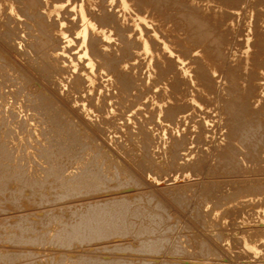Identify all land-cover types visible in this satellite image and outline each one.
<instances>
[{
    "label": "rangeland",
    "instance_id": "rangeland-1",
    "mask_svg": "<svg viewBox=\"0 0 264 264\" xmlns=\"http://www.w3.org/2000/svg\"><path fill=\"white\" fill-rule=\"evenodd\" d=\"M9 1L13 2L14 5H17L18 1H20L18 6L22 2H23L22 4L25 6L24 7L22 5H20V7L15 6L14 7L15 9L13 10L14 12H11L8 9V5L10 6ZM27 1H28V3L24 2L23 0L22 1L21 0H7V1L6 0H0V62H1L0 66H1V64H3L2 67H0V72L2 71L1 68L6 69L7 67H10L13 69V70L11 69V72H9L10 68H8L9 70L6 69V72H8V73H6L5 70L3 69L4 71H2L0 73V83H1L0 89L2 88L0 91L3 92V93H1V92L0 93L3 96H5V97H2L0 95V97L2 98V99L0 98V117L2 118V119L0 118V128L4 129V126H5L4 124H6V123H7L6 126L8 128H10L12 126L13 121H15V120L17 122H23L24 121L23 123H21L23 125L22 129H21L22 131L19 130V132L17 134L18 137L15 138V141H13V142H15V144H16L19 140V137L23 136L26 138V136H28L29 139H27V140L31 143H29L25 139L24 142L27 141V144H28L27 146L31 147V148L36 146L38 148L39 146L34 141L35 140L38 141V139H40L39 140V142H40L41 138L43 137L41 135V133L45 127L44 118L46 116L41 114L42 111L39 108H37L34 104L31 103V102H33L31 97L35 96V97H33V99L34 98L36 99V96H37L36 94H38L39 91H41L40 94L48 97V99L54 103V106H56L60 110H63L62 111L63 113L61 112L62 118L67 119V120L69 119L71 122L69 120L68 121L71 124H72V122H74L73 124H75V122L77 121L76 122V124L78 125L77 128L79 127L80 130L82 129V131H85L86 135H88L90 137V139L92 140L93 147L91 146L90 149L92 148L91 150L93 152H91V154L95 153L94 150L96 151V148L98 149L97 153L101 154L102 152L99 150H102L104 154H102L100 157H97V160H101L103 162V165L105 163H107V165L111 164L113 166V169L119 168L120 170H122L123 177L126 181L130 180V181L134 182V184H135L134 187H133V185L128 186L130 190H128L127 187H126V189H124V190H127L126 193H128V192L133 193L134 191H137V190L132 191L131 188L134 189L135 187H138V191H140L141 193L143 192V194H145V195L147 194V199L148 198L150 199L152 206L161 207L158 209L161 210V215L163 214V217L166 216V218L164 217V219H167V217L169 218V219H167L168 220L167 222L171 223V225L168 224V229H167V227H165V229H167V230L164 232V234L166 233L167 237H170V239L167 238V242H168V244H171L169 242L177 241L180 244V247L183 248V255H180V254L177 256L174 254L168 255V253H166L167 251H165L167 249H163L164 252H162V253L163 254L165 253V254L163 255L161 253L160 254L161 256L158 255V257L159 256L160 257L155 259V260L150 259L151 264L153 262H159L160 258L163 261L169 260V262H175L176 261V262H183L185 264H198V263L200 264V262H203V263L205 262L207 264L208 263L209 264H212V263L213 264L214 263H216V264H264V245H262V243L264 244V205H263L264 202L263 201H262L263 203L260 202L264 198V194L259 195V196L253 195L254 196L253 197L250 194L251 192L248 193V191H247L248 196H246L245 195V194H247L246 191H241V193L243 192L242 193L243 196L242 195H240V197L235 196V191H237L241 188L243 190V188L248 186V185L261 184L262 182L264 184V131H263L264 130V126H263V124H264V83H263L264 77L263 76L264 75L259 74V76H258L257 73H254V72L258 71V68H260L261 70H264V68H263V65H264V60H263L264 56L263 55L264 54L261 53L262 49L264 50V46H262V45H264L263 44L264 43V40H263L264 36H263V39H262V37H260V35L261 36L264 35V15H262V13L264 14V0H223V1L222 0H216V1L215 0H213V1L212 0H199L200 1L199 3H197L198 0H197V2H195V0H194V4L190 5V7L192 6L196 10H198L199 8H196V7H198V5L200 4L199 5V6H201L200 7L201 11L199 9V12L201 13L200 15H202L204 13L202 15V17H204L207 20L211 19L215 28L218 26L221 28L220 29L218 27V30H221V32H222V30H226V31H223L222 34L224 35V38L226 37L225 39L227 42L224 43V45H222L223 48L221 47L222 53L225 50L224 51L225 54L223 53L222 54L223 56H221V58H219L220 65H219V67H217V70L213 71L214 73H211L212 71L210 72L212 74V75L210 74L212 79L214 77V80H212L213 85L211 84L212 86L210 88L203 87V82L200 81L201 79L197 78L198 77L197 72L195 74L196 69L192 70V69H194V67L196 68V66H198V65L202 66V61L200 62L201 63L200 64L199 63V56L196 54V51L197 52H198V50L200 51L201 50L200 48H204L205 46H203L204 44H201V42L200 43L197 42L198 44L195 43L196 42L195 37H192L193 35L191 34V32L189 33L188 32L189 30H187L185 28L186 26L183 25L185 27L182 28L181 22L184 21L183 17L182 16L180 18L177 17V16H180V11L186 12L185 8H188V6H189V3H186L188 1L184 0V3H186V4H184L186 6L185 7L183 5V0H171V1H173V3H168L169 5H167V4L165 5V3L168 0H159V1L158 0H153V1L151 0L150 3H149V0L145 1L144 3L139 2V0H130L131 1L130 11L132 13L135 11H139L140 9L142 11H144L143 8L146 6V7H148V8L145 7L147 10L145 8L144 9H145V11H147V14H149L152 11L151 15L150 14L149 15L152 16V14H153V16L155 17L156 15L154 13L156 11H154V10L159 8V6L160 7L162 6L161 8H159V10L157 9V13H156L157 16L155 18L152 16L154 18L153 23H155L157 20L159 22L163 23L166 21V19L168 20L170 18L169 19V21L171 20L170 23H168L169 21L168 22L166 21L169 25H164L165 23L160 24L157 21L156 25L158 23L160 25L156 26L155 24L154 25L152 24L153 27L150 25V28L156 30V29H160L161 26H164V29H165V27L167 26L166 29L168 28V30L170 31V32H168V30H167V32H164L167 37L162 35L163 32H160V37L162 39L164 38L163 40H165L166 42H168V43L170 42V45L174 42L179 43V45L177 43L172 44L173 46L171 45L173 47L172 49L174 51L173 55L175 54L174 55L175 57H173V55H172V57L174 59H176V56L179 54L178 52H180V51H178L180 49V46H182L181 49L184 46L186 48L189 47V49L191 48V50H190L191 54H189L190 51L188 49H186L185 51L181 50V52H180L181 57H183V59H187L188 61H192L191 63H188L185 60H182L179 62L180 64H178V63H177V65L175 64L174 67L170 68L167 71V72L170 71L171 75H169L170 73H168L165 76H160V77H162L163 80L165 78L164 84H163V80H161L159 75H157L158 73H156V74L154 73V72H157L156 70H158L156 68V65H154V63L156 64V62H157L161 66L165 67V65H167L166 62H168V61H166V60H168V55L167 56L162 55L163 53L161 52L160 48H158L159 46H156V48H155V45H154L153 46L154 47L153 53L156 54V51H157L158 52L157 54H159L161 52L160 55L152 54L154 56H152V58H150L151 61L148 57L147 58L145 56H144L145 58L142 57L143 56L142 54H141L142 55L141 56L140 53L139 54L137 53V51L140 52L139 48H138L139 45L134 44L135 42H134V40H132V38L135 39V37L133 36L134 30H128V32H127L128 34H133L129 37L131 40L128 38V41L130 40L131 43H132V41L134 42L131 45L129 44V47L130 48L132 47V49H130V50H133V48H134V50L131 52L133 55L132 57L130 56L131 58L129 56H128L129 58L126 56L127 59L125 60V57L124 56L122 57L123 62L127 61V62H124L126 64V66L125 67L123 66L125 64H123L122 66L125 68L123 70H125L126 73L128 70L133 71V74H131L132 71H129V74L131 76L134 75V76H132V78L135 81L134 83H136V84H134L136 86V88H133L134 90L132 89L133 91L132 90L130 91V94H132V95L129 94V91H126L121 87L120 88L124 92L123 91L121 92V90L120 91L117 90V93H115V91H116L115 89H120V88H117L118 85L115 84V81L113 79L108 82L107 77L110 79L111 76L109 74L105 73L104 71H101V70L99 71V69L95 70V72L97 71L96 73L98 76L96 75L97 77L94 79L92 84H88V82H86V84L84 83L85 79L83 80V78H85V76H82L84 74V72L81 70V67L85 63V62H83V59L85 57L82 56V54H80V57H78L77 53L81 49V47H80L78 42H77L78 43V45H77V43H76L77 40H75V39H77L76 37H75V39H73L74 41L71 40L72 43L66 42V41H64L65 40L64 38L61 39L58 37H55L53 39L52 42L53 43L55 42L54 45L52 42H50V44L53 45L54 48L56 46L58 47V49H57V47L55 48V49H57V51L62 49L63 48L62 46L64 44L66 45V46H64L65 47L64 50L66 48H68V49H66V51H68V53H66V51H64V52L59 51L60 53H64L63 55L66 54L65 58L68 57L67 60L65 58H60V57L55 58L57 60L60 58V61L58 60L59 61L58 65L59 64L62 65V66H60V65L59 66L63 68V69H61V71H58L56 69L57 71H55V75H58L61 78L62 77H64V78L61 79L60 77L54 75L55 76L54 78H56V80H54V81H56L57 84L61 83L63 86L57 85L56 83H54V81H50L43 74V72L41 74V71L39 72L38 69L36 70L35 65L39 61L38 57H40V59L43 57L42 53H40V52L41 51L44 52V50L46 51V47H43V49L41 50V47L36 46L37 44L36 45L33 44V43H35V41L31 43V41L37 40L39 38V36H38L39 33H37V31L35 33H37L38 35L34 34V27L35 26L31 25V22L34 19L31 17V16H33V11L35 12L36 16L38 15V18L39 17L40 18L44 17V18H41V19L39 18L38 20H36L37 17L34 16L35 21L33 20L32 24L34 22L41 21L40 24L43 23L45 26L48 24L51 25L50 26L51 29H53L55 27L53 24L56 23V20H57V23L59 22V25H57V23L55 24L56 26L59 27L62 25L63 27H65V25H66L67 27H69L70 26V25H68L69 22H66L64 24L62 21H63L64 17H66V19H69V18L72 19L71 16L73 14H71L72 11H70V10H69L70 11V13H69L68 8L64 6L65 8L61 10V15H58V17L56 15H54L56 18L54 16H52L53 19L55 18L54 19L55 22L51 21V23H52L51 24L50 21L46 19V18H48V16L45 15L46 8H43L46 6L41 5L42 7H40V5H38L40 1H38V0H37L38 3H37V1H35L33 3H31V0H27ZM70 1L71 0H65V1L63 0V3L66 6H68V7L70 6L69 9L70 8L75 9L77 7V6H75V2H76V5L81 3L80 0H74V1L72 0V2H70ZM83 1L86 2V0H83ZM96 1H98V0H96ZM102 1L103 0H99L98 2H96L97 6H95V12H97L96 10L99 9L98 8L99 5L101 6L102 4L105 3L104 8H106V9L108 7L109 8L111 7L113 10L116 8L113 11V13L115 14V17L117 19L119 18L118 20L120 23V21L123 19V18H121L123 16V14H120V15H122L120 17V15H118L119 13H115V11L122 13L121 11H119L120 9L117 6V2L113 1L112 3L111 2L107 3L110 0L109 1L104 0L103 2ZM130 1H129V3H130ZM133 1H134V3H133ZM224 1H225V4L227 3V5L223 4ZM146 2L148 4H151L152 7H151V5H148ZM35 3H37V5ZM73 3H74V5H71ZM137 3H140V7H142V4H144L145 6L143 5V7L140 8L137 6V5H139ZM34 4H35V6H34ZM42 4H43V2H42ZM110 4H112V5H110ZM160 4H162V5H160ZM220 4L221 5L223 4L222 9L219 6ZM29 5L31 6L30 7L31 9L33 8L32 6H34L36 11L34 10V8H33V11L29 7L26 8V6H29ZM82 5H85V3L83 2ZM210 5L213 8V9L211 8L213 10V13L209 12V11H212V10H209ZM136 6L139 9L135 8ZM163 6L164 7L169 6V7L163 8ZM229 6H231V9H232V7H234L233 8L234 10L232 11L230 9L231 10V12H230ZM96 7H97V9H96ZM218 7H220V8H218ZM224 7H226V8H224ZM28 8L30 9L29 11H31L32 14L27 13V12H29ZM38 8H39V12H40L41 8L44 12L41 10V12H43V13H41V12L36 13L38 11ZM109 8H108V11H109ZM133 8L136 10H134ZM150 8H151V10H150ZM172 8H174V10ZM178 8L179 9L184 8V9L179 11ZM24 9L26 10V12H23ZM77 9H78V7H77ZM167 9L168 10L170 9V10L168 11ZM171 9L173 10L174 15H173V12L171 14V11H172ZM217 9H218V12H216ZM225 9H227L229 11L226 10V13L225 12L223 13V11H225ZM20 10H22V11H20ZM63 10H64V12L68 11V14L63 12V14H65V15H64V17H62V20H61L59 17L62 16ZM148 10H150V11L148 12ZM165 10H167L166 11L167 14H166ZM109 12H111V11H109ZM168 12H170V14ZM175 12L176 13L178 12V14H176ZM14 13H17V15L15 17H14V15H15ZM97 13H99V12H97ZM216 13H219V14L217 15ZM232 13H234L235 15ZM9 14H11L10 17H9ZM21 14H23V15H21ZM39 14L41 16H39ZM126 14L128 15V13H126ZM164 14H166V15H164ZM168 14H169V16H167ZM209 14L210 15L211 14L217 15V16H215L217 18H215L213 15L210 16ZM224 14H226V15H224ZM231 14H232V16H231ZM247 14H248V16H246ZM29 15H30V18L29 17L27 18V16H29ZM175 15H177V16H175ZM255 15H257V19H256ZM163 16H164L165 20L163 19ZM212 16H213L214 20L212 18H210ZM128 17H127V19H128ZM160 17H162L163 21H162V19L159 20ZM175 18H176V20H175ZM178 18L180 20V23L178 22L179 21ZM258 18H260V19H258ZM45 19L47 20V22L49 21L48 24H45L46 23ZM48 19H50V17ZM53 19L51 18V20H53ZM70 19H69V21H70ZM73 19L75 20L76 18L74 17ZM216 19H218L219 20L218 22L222 23V25H220ZM224 19H225V21H224ZM255 19L257 22H258V20L260 21L259 24H261L260 26H261V28H263L261 31H260V26H258L259 24L258 23L255 24L256 23ZM30 20H31V22H30L31 27L28 26ZM222 20H223V22H222ZM213 21H215L216 23H214ZM61 22L63 24H61ZM121 22H123V21H121ZM128 22H126L125 25H127ZM183 23L185 24V22H183ZM217 23H218V25H216ZM172 24H174V26L177 24H179V25H177L175 27L174 26L171 27ZM223 25H225V26H223ZM52 26H54V27H52ZM154 26H155V28L156 27L157 28L155 29ZM178 26H180V28H181V30H179V28H178L179 32L181 31L180 33L176 30ZM170 27L173 28V30L175 32L172 33V30ZM222 27L223 28L226 27V29L225 28L222 29ZM254 28H257L259 32L257 31V29H254ZM29 29H30V31H29ZM182 29L186 30V32L184 31L185 34H183L184 32H182ZM227 30H231V31L227 32ZM32 31H33V33H32ZM71 31H73V30L71 29ZM129 31H130V33H129ZM160 31H161V29H160ZM30 32H31V34H33V36L30 34ZM157 32L159 33L158 30H157ZM187 32H188V34H191V35L188 36ZM224 32H227L228 34H231V35L233 34L232 38L227 33H226L227 36H225ZM261 32H263V34ZM28 33H29V36L30 35L32 36V39H31V36L27 37ZM168 33H170L169 36L171 35L170 36L171 38L168 36ZM174 33L175 34L179 33L180 35H182V34L183 35L180 36L178 34L181 37V38L178 37V38H180V39H178ZM253 33L254 34L259 33L260 35L256 34V36H255V35H253ZM240 34L242 37L241 40L243 39V37H245L246 35L249 34L248 35V39H249L248 41L251 44V45L249 44L250 47L252 46L250 48V50L252 49L251 52L254 51V52H252L253 54H250V57L253 55H254V57H252V58L249 57L250 58L249 61L251 60V62L254 64L252 65L251 62H248L249 66H247L246 68L240 67V63L244 64V59H245L243 57V55L239 54V46L241 47V45H242V44L240 45V43L244 41V39H243V41L240 40L241 42L237 41L240 39ZM251 34L253 37L254 36L255 37L254 38L251 37L250 36ZM34 35L37 36V39H33V38H36ZM148 35H150V34H148ZM186 35H187V37H186ZM174 37L177 38L178 40H181L182 38H184V41L187 40L188 42H190L192 44L191 47L188 46L189 43H187V41L182 43V41H177V39H175ZM189 37L192 39V41L195 40V42L193 41L194 44H193V42L190 41L191 39H189ZM227 37H228V39H227ZM167 38H169V39H167ZM235 38L237 40H232ZM22 39L24 41L27 40L25 42L23 41L25 44L24 43L21 44L22 42L20 43V40H22ZM29 39L31 40L30 42H28ZM174 39L176 41H174ZM253 39L254 40L258 39V41L253 42ZM261 39L263 40V42ZM259 40H261L260 43L262 42V44L258 43ZM39 42L40 41H38V43ZM56 43L58 45H56ZM116 43H117V45L120 43V45H118V46L123 45L122 44L123 42L118 43V41H117ZM181 43H182V45H181ZM185 43H187V44H185ZM255 43H257L258 45H256ZM28 44L31 45L32 47H30ZM71 44H73V45H71ZM183 44H185L187 46H185ZM19 45H20V48H19ZM22 45H24V47H22ZM117 45H115V46L112 45V47H114L111 51L112 55H115V53L118 52V49H117L118 46ZM136 45H137V48H136ZM176 45L178 46L179 49L176 48L177 47ZM193 45H195V46H193ZM255 45L258 47L256 48ZM260 45L262 46L261 50L259 48V47H261ZM201 46H203V47H201ZM237 46H238V48H237ZM253 46L257 50H255V48H253ZM27 47H30V49H28L29 50L28 54L30 53L29 55L28 54L25 55L26 53L24 54V52H26ZM50 47H51V49H53L52 46H50ZM193 47H198V48L200 47V48L198 50H197V48H195V50H194ZM39 48H40V52H39ZM135 48L138 49L136 52H135V50H136ZM174 48H176V49H174ZM18 49H21V50H18ZM31 49H34V50H32L30 52ZM109 49H110V47L107 50L110 51L111 49L110 50ZM22 50H24V52H22ZM35 50L37 52H39L38 54H41L39 56L37 55L38 61H36L37 59L33 60V58H36L35 54H37V52ZM75 50H76V52H75ZM204 50H207V51H203L205 53L207 52L206 53L207 55L210 53L209 56L211 54H213L212 50H210L208 48H206ZM208 50H210V51L208 52ZM186 51L187 52L189 51V52L187 53ZM235 51H237V52H235ZM256 51H257V53H256ZM134 52H135L136 56H134ZM71 53H73V54H75V56H77V60H76L74 55L72 56ZM183 53H184V55H183ZM185 53H186V55H185ZM33 54L35 56H32ZM68 54H71L72 57ZM118 54L120 56H122V54L119 52L115 56L118 57L119 56ZM257 54H258L259 58L257 57ZM63 55H61V56L64 57ZM137 55H139V57L141 56L142 58L140 59ZM259 55H261V57ZM28 56L30 58L31 57L32 58L26 59V57H28ZM161 56L163 57L162 59H161ZM164 56L167 57L166 60L164 59L165 58ZM189 56H191L193 58H191ZM196 56H198V58H196ZM213 56L214 55H211L210 57L212 58ZM70 57L71 58L74 57L73 62L79 63L78 61H80V63H79L80 65L78 64L79 66H77V67H78L79 71L81 70L80 71L81 74L79 71H77L79 73L76 72V74L77 75L80 74V76L83 77L81 79V80H83L82 82L79 80L81 77H79V79H75V78H77L76 76L73 77V74H75V72L74 73H72V72L76 71L77 68L74 69V68L70 67L71 66L70 64L72 63V61L70 60L71 59ZM133 57H135V58L137 57V58L134 59ZM194 57H195V59H194ZM241 57H242V59H240ZM256 57L258 59H260V58L261 59L258 61ZM79 58H81L82 60ZM153 58L155 60H153ZM158 58H160L161 60ZM3 59L5 60L6 63L4 62ZM129 59H130V61H129ZM146 59H148V60H146ZM169 59H172L171 55H169ZM192 59L195 62L198 61L199 64L197 63L198 64L197 65L196 63H194V61ZM238 59H240L239 64H238ZM254 59L257 60L256 61L257 63H255L253 61ZM98 60L99 59L96 58V61H98ZM242 60H243V62H242ZM67 61H69V63ZM133 61H136V62L134 63ZM162 61L165 63H163ZM30 62H32V63H30ZM60 62L61 63L63 62V63L61 64ZM183 62L185 63L184 68L190 67V64L193 65V66L191 65L192 67L190 69L186 68L188 70L187 74H182L183 67L180 69V67L182 65H184ZM4 63L6 65L7 64H9V65L5 67ZM128 63L135 64L134 65L135 68L133 67L135 70L133 68H129L130 66L132 67L133 65L128 64ZM181 63H183V64L181 65ZM258 63H260L261 65L260 64L258 65ZM262 63H263V65H262ZM10 64H11V66H10ZM136 64L137 65L139 64L138 67ZM68 65H70V66H68ZM179 65H181V66H179ZM186 65H188V66H186ZM254 65H256L258 68H256V67L253 68ZM64 66H66V68L69 67L68 69H71V70L73 69V71L65 69ZM154 66H155V68H154ZM200 66L197 67L196 71H198L201 68ZM127 67L129 69L126 70ZM238 67H239V69H238ZM249 67H251V68H249ZM15 69H17V70H15ZM19 70H20V72H19ZM13 71H15L14 72L15 76L16 75L18 76L20 73V75H19L20 81H22V83H23L22 91H20L21 85H19V83L21 84V82L19 81V77L17 78V76L15 77V76L8 75L9 73L13 75ZM16 71H18V72L16 73ZM95 72H94V77H95ZM99 72L101 75L99 74ZM174 72H176V73H174ZM192 72L194 75H196L193 80H192V78L194 75L192 74ZM247 72H249V73H247ZM68 73H70L72 75V77H70L71 75ZM22 74H23V76L24 75L25 76L23 77ZM33 74H34V76H33ZM102 74L104 77H102ZM176 74H179L176 77L177 79L173 78V77H175ZM253 74H254V77H256V80L253 77ZM255 74H257V75H255ZM67 75H69V76H67ZM153 75L157 76V78L153 77ZM232 75H233L234 79H236V81L241 83V84L238 83L239 85L237 84L238 86H235V88H233L234 86L232 87L231 81H230ZM243 75H246V77L244 76L245 79L242 78ZM2 76L3 77L5 76V78H3ZM6 76H8V79H6ZM9 76H10V79L12 78L11 82H9L10 81ZM21 76H22V78H21ZM65 76H66V78H65ZM167 76L170 78L168 79ZM13 77H15V78H13ZM57 77H58V79H57ZM180 77H181V80H180ZM184 77H185V79H184ZM187 77L188 78L191 77V79L190 78L188 79ZM23 78H25V79H23ZM44 78L46 79L47 82L45 81ZM68 78H70V79L73 78V80L71 79L72 82L74 81L73 84L76 83L79 85V83H82V85L84 84L85 86L88 84L86 86V90L85 89L82 90L83 87L85 88L84 85H83V87H80V86H82L81 84H80V86H77L76 84H74L72 86V82H70V84H69L70 79H68ZM135 78H136V80H135ZM155 78L158 79V81ZM178 78H179V80H178ZM4 79H6L5 84H4ZM16 79L18 80L17 83L19 82L18 84H16ZM27 79H28V81H27ZM64 79H66V80H64ZM174 79H176V81H179V87L173 86L176 83V81ZM183 79L186 80L189 84L186 81L184 82ZM195 79H197V80H195ZM246 79L248 81H245ZM23 80H24V82L27 81L28 83L25 82L26 83L25 84L23 82ZM48 80H49V82H53V83H51L52 87L50 86ZM60 80L63 82H60ZM77 80H78V83H77ZM189 80H190V82H189ZM242 80H244V81L242 82ZM152 81H156V83L152 82ZM194 81H196L198 83L195 82L196 83L195 84ZM199 81H200V83H199ZM254 81H256L257 84L263 83V85H261V84L256 85V83ZM2 82H3L4 86H2ZM12 82H14L15 84ZM64 82H66V83L64 84ZM167 82H168V84H167ZM45 83H47V84H45ZM229 83H230V85H229ZM244 83L247 85L246 88H243L245 86ZM248 83L250 85H248ZM251 83H255L252 85H256V86L261 85V86H259L260 89H259V87H257V88H253V90H252ZM111 84H112V86H111ZM137 84H139V85H137ZM165 84H166L167 88L165 87ZM12 85H14L15 87L13 86V88H10V86L12 87ZM26 85H28L27 87L29 88V90L24 89V86H26ZM162 85H164V86H162ZM169 85L171 88L168 87ZM195 85H197V86H195ZM17 86H20V88L19 87L17 88ZM48 86H49V88H46ZM89 86L92 88V92H90L91 88ZM92 86L95 88H93ZM110 86L112 87V89ZM172 86L176 87V88H173ZM185 86L190 91L189 94H188L189 91L187 90V88ZM58 87H60V88H58ZM87 87H89V88L87 89ZM247 87L248 88L250 87L251 89L249 88L250 89L249 90ZM14 88H16V89H14ZM54 88L55 89L58 88V89H56V92H54L55 91ZM231 88L233 90L234 89L237 90L236 93H234L235 90L233 92V90ZM242 88L244 90L247 89L244 93L246 96L242 93V92H244V90ZM48 89H50V90H48ZM165 89H170V90H166L168 94L165 91H162ZM172 89L173 90L175 89V91H172ZM198 89H200V92L203 94H201L199 91H197ZM228 89H231V91L229 92ZM257 89H259L258 92H257ZM12 90H13V92H18V93H16L17 97L15 96V93L12 92ZM23 90L27 91L28 93L24 92ZM30 90H32V93H35V94H32ZM37 90H38V92H37ZM60 90H62V91H60ZM159 90H161V91H159ZM238 90L241 91V93L239 91V95L240 94H241V96L244 95L243 96L244 99L247 97L246 102H247L248 107H249L247 115L242 117V121L244 123H248V125H249L247 127V129H244V131H240V130L233 131V130H231L232 125L228 124V118H229L228 116L229 115H228V113H225V111L227 112V110L224 109V105H223L224 98H227V96L232 92H233L232 94H237ZM86 91H89L90 93L86 92ZM97 91L99 93L101 91V93H102V94L100 93L101 96H99V93ZM208 91L209 92L211 91V92L209 93ZM20 92H22V93H20ZM60 92H61V94H60ZM66 92H68L69 94ZM96 92L98 93V95L93 97L95 95L94 93H96ZM111 92H114V93L112 94ZM120 92H121L122 96L120 95ZM126 92H128L127 95H129V96L125 95ZM197 92H199V93H197ZM4 93H5V95H4ZM11 93H12V95H11ZM86 93L88 95L91 94L92 96L91 95H89V96L91 98L93 97L92 101H94V99H95V101L92 102L90 97H89L90 99H88V98L85 99L84 97H88V95ZM139 93H141L140 96H139ZM170 93L171 94L173 93L174 95L173 94L171 95ZM179 93H181V95ZM66 94H68V95H66ZM81 94L84 96H82ZM103 94H105V95H103ZM177 94H179V95H177ZM198 94H200L201 96H204V98L201 96H199L201 99L199 97L198 98L194 97V96H197ZM204 94L207 95V97H205ZM48 95L52 96V98L54 100ZM60 95L62 96V98L64 96V98L62 99L63 101L61 100ZM111 95H113V96H111ZM189 95H190V97H189ZM191 95H192V97H194L193 98L194 101L192 100ZM56 96H58V97L56 98ZM71 96H72V98H71L72 100L70 99ZM102 96H105L106 98L102 97ZM116 96H117V98H115ZM170 96H171V98L168 100L167 97H170ZM97 97H98V99H97ZM99 97H101L102 100ZM119 97L122 99L121 102H120ZM134 97H137V98H134ZM180 97L181 98L184 97V98L181 99ZM104 98H105V100H103ZM179 98L182 102H180ZM195 98H196V100H195ZM28 99L29 100L31 99L30 100L31 102H29ZM64 99H66V100L68 99L67 101L69 103L70 102L71 103L67 104L68 102L66 100H65L66 102H64ZM110 99L112 100V102L110 101ZM222 99H223V101H222ZM24 100L25 101L28 100V101H26L27 103ZM184 100H186V101H184ZM99 101H101V102L105 101L104 103L105 104L107 103V106H105L104 103H101ZM115 101L116 102L118 101L120 103L117 102V104H118L117 105ZM57 102L59 104H56ZM97 102H99V103L97 104ZM174 102H176V103H174ZM186 102H187V104H186ZM30 103L32 106H30ZM111 103H113L114 105L116 104L115 107H113L114 105L113 106L109 105ZM180 103H181V106L186 104L185 107L183 106L184 108L180 107L181 111H180V109H178L176 111V113L174 115H172L173 117L165 116L166 115L165 113L168 112V110L171 108V106H173V104L174 105L178 104L176 106H180ZM84 104H86V105H84ZM103 104L106 108L103 106ZM165 104H167L168 106ZM10 105H11V107H10ZM33 105L35 106L34 108H33ZM75 105H76V107L79 106L77 108V110H76ZM90 105H91V107H90ZM169 105H171V106L169 107ZM190 105H191V107H190ZM100 106H103V107H100ZM108 106H110V107L108 108ZM162 106H163V108H162ZM165 107H166V109H165ZM30 108H33L34 110L30 109ZM96 108H99V109H96ZM102 108L103 109L105 108L106 111L103 110ZM110 108H112V110H110L111 112L109 111ZM35 109H37V110H35ZM39 110H40V113L35 114ZM79 110H81L82 112L80 113ZM222 110L223 111L225 110V111L222 113ZM5 117H6V119H5ZM35 120L39 121L38 123L40 125L38 123H34V122H37ZM16 121L14 122V124H16ZM9 122H10V124H8ZM26 124H28L29 128L30 127L34 128L35 126L36 127L34 129L31 128L29 130L28 126ZM29 124H31V126ZM76 124L74 127H76ZM139 125H141V128H144L143 133L139 132V129H140ZM23 127H25L26 129ZM23 129L25 131L27 130L26 132L28 134H26V132H24ZM255 129H256L257 133H251V131H254ZM32 130L34 131V134H32V132H33ZM28 131L30 132L31 136H33V138L35 137V140L29 136ZM35 132L39 133L40 135L37 136L38 134H36ZM247 132L249 133V135L247 134ZM22 133H25V134H22ZM246 134H247V136H246ZM229 136L232 137V144L231 145H229L227 143ZM2 137L3 136H0L1 141H3ZM16 139H17V141H16ZM32 139H33V141H31ZM5 140H7V138ZM144 140H147L146 142H148L147 147L145 146ZM13 142H12V144H14ZM19 143H21V141ZM32 143H35L34 146H30V144L32 145ZM40 143L42 145L44 144L42 141ZM28 147H26L25 153H26V151H28V152L31 150L33 151V149H34V148L30 149ZM22 148L23 147H21V149ZM85 151H88V150H84L82 153L85 154ZM232 153L235 154L236 157L238 158L237 164L235 163L234 167H232V166L230 167V165L225 164L227 158L232 156ZM89 154H90V152H89ZM32 158H34L33 160L36 159L37 161L35 160V163H33L34 161H32V160H31L32 162L30 161L32 168L29 165L26 166L25 165V164H27L26 162L24 163V165L22 164L23 167H27V168L23 169L24 171L27 169L26 172H29V171L31 172L34 164H36L34 167L37 168V166H38L37 163H39V161L35 157H32ZM103 160H105V161H103ZM12 163L13 162H10L9 164H12ZM28 164H30V163L28 162ZM28 169H29V171H28ZM39 175L40 174H38V176ZM41 176H42V174H41ZM259 181L261 183H259ZM262 186H264V185H262ZM231 192H232V194H230ZM244 192H245V194H244ZM233 194H234V197H233ZM244 195L246 197H244ZM255 201H256V204H255ZM0 202H1V200H0ZM50 206L52 207L53 205L52 204L51 205L46 204L44 208H47V210H48V208H50ZM55 206H57V205H55ZM55 206H53V208H55ZM60 208H62L64 211V208L60 207V205H59V209ZM62 209H60V210H62ZM212 209H216V211L219 212V215H217V216L211 215V217H210ZM160 210H158V213L160 212ZM63 211H59V213L63 214ZM10 213H11L10 210L7 211L6 213L5 212L0 213V224L4 221L3 219H5V221L8 220L7 222H9V220L12 219L9 217ZM1 214L2 215L4 214L3 217ZM1 219H2V222H1ZM7 222L2 223L3 228H4V226H3L4 224H5V228H6ZM8 226H9V224H8ZM3 228H1L0 231L1 230L3 231L4 230ZM170 228H171V230H170ZM251 234L253 235V237L250 236ZM243 236L248 238V240H249L248 242H252L254 245L256 244L257 246L256 245L255 246L257 247L258 251H256L255 253L252 252V250L249 251L250 248L248 247V245L246 243H244ZM1 238L2 239L5 238V235H4V237L2 235ZM218 239H221V240H218ZM199 243H204V244L208 245L209 247L214 249L219 256L212 257L213 259H211V260H213V262L212 261L206 262V261L201 260L202 258L200 256V251H199V247H198ZM45 252H42V253H45ZM47 253L48 252H46L45 254L49 256L50 254L49 253L47 254ZM37 254H38V252H37ZM40 255H37V256H39L41 260L49 261V258L51 259V256L48 257V256L43 254L44 257L46 258L45 259L42 255L41 256ZM53 257H54V259L56 258L55 256H53ZM142 260L144 261V258L141 260H137L138 264H148V262H149V261L143 262ZM140 261H141V263H139ZM23 262L24 261L21 262V260H20L21 264ZM210 262H212V263H210Z\"/></svg>",
    "mask_w": 264,
    "mask_h": 264
},
{
    "label": "bare ground",
    "instance_id": "bare-ground-1",
    "mask_svg": "<svg viewBox=\"0 0 264 264\" xmlns=\"http://www.w3.org/2000/svg\"><path fill=\"white\" fill-rule=\"evenodd\" d=\"M23 1L28 3L27 0L26 1L23 0ZM35 1H37V0H31V3L35 2ZM38 1H40L39 4H38V5H40V7L46 6V7H43V8H46L45 15H47L48 18L50 17V19H48V18H46V19L49 20L50 23H51V21L55 22L54 19L56 17L54 15H56L58 17V15H61V10L64 9L65 7H67L68 11L69 10L72 11L71 14H73V15L72 16L70 15L72 19L69 18L70 19V21H69V19H66V17H64V15H65V14H63L64 10L62 11V16L59 17V18L62 20V17H64L62 22L64 24L66 22H69L68 25H70V26L67 27L65 25V27H63L61 25V26L58 27V26L55 25L57 23V20H56V23L53 24L55 27L52 26L54 28L51 29V27H50L51 25L48 24L49 21L47 22L46 19H45V21H46L45 24H48V25H46L47 27L43 23L40 24L41 21H39V22L37 21V22H34L32 24L33 20L35 21V17L34 16H36L35 12L33 11V8H34L35 4L37 5ZM38 1H37V3L34 4V6H32L33 7L32 9L30 8L31 7L30 5L26 6V8L29 7L33 11V16H31V17L34 18L32 20V22L30 20L29 24L28 23L27 24L30 27H31V25L35 26L34 27V34L35 35H38L37 33H39V35H38L39 36V38H38L39 40L37 39V36L34 35L36 38H33V39H37V40L31 41L29 39L28 42L31 41V43H32V42L35 41V43H33V44L34 45L37 44L36 46L41 47V50L43 49V47H46V51L44 50V52H42V51L40 52V48H39V52L42 53V56H43L41 59H40V57H38L41 54H38L39 52H37L38 50L36 49L37 51L36 50L35 51L37 52V54H35L36 52L34 53L36 55V58H33V60L37 59V57H38L39 61L37 59L36 61H38V62L36 63V65L34 64L35 67H36V70L38 69L39 72L41 71V74L43 72V74L50 81L56 80V78H54V77L58 76V75H55V71H57V70L61 71V69H63L62 67H60L62 65H60V64H59L60 66L58 65V62L60 61V58H65L66 54L63 55L64 53H60V52H64V51H66V49H68V48H66L64 50V48H65L64 46H66L64 44L62 46L63 48L61 47L62 49L59 50L60 52L57 51L58 47L56 45H58V44L56 43L55 46L57 47V49H55L56 47L55 48L53 47V45L55 43V42L54 43L52 42L53 39L55 37H58V38H61V39L64 38L65 39L64 41H66V42H71V40L75 39V37H76L77 38V39H75V40H77L76 43L78 42L80 47H81V49L77 53L78 57H80V54H82V56L85 57L83 59V62H85V63L83 65L81 64L82 65L81 70L84 72V74L82 76H85V78L80 76V74H81L80 71L81 70L79 71V69L77 67V66L80 65L79 64L80 61H78L79 63L73 62L74 61V57L71 58L73 55L75 56V54H73V53H71L72 56H71V54H68V55L71 56L70 60L72 61V63L70 64L71 66L70 65H68V66H70V67H72L74 69L77 68V70L73 71V69L71 70V69H68L69 67L66 68V66H64L65 69L71 70V71H73L72 73L75 72V74H76L77 71H79L80 74H78V75L77 74L76 75L73 74V77L76 76L77 78H75V79H79V77H81L79 79L81 82L85 79V81H84L85 84H86V82H88V84H92L94 79L98 76L97 73H96L97 71L95 72V70L99 69V71L100 70L104 71L105 73L109 74L112 77V78L110 77V79L107 77V81L108 82L113 79L115 81V84L118 85L117 88L121 87L124 90L129 91V94H130V91L133 88H136V86L134 85L136 83H134L135 81L132 78V76H134V75L131 76L129 74V71H132V70H128L127 73L125 72V70H123V69H125L124 67L126 66V64L124 62H127V61L123 62V60H122L123 56L125 57V60L127 59L126 56L127 57L128 56L129 57L133 56L131 52L134 50V48H133V50H130V49H132V47L130 48L129 44L131 45L132 43L135 42L134 44L139 45L138 48H139V51H140V52L137 51L138 49H136L137 48V45H136L135 52L137 51L138 54L140 53V55L141 54L143 55V56L141 55L142 57L145 56L146 58L148 57L149 59L152 58V56H154L152 54H155V53H153V48H154L153 46L155 45V48H156V46H159L158 48H160L161 52L163 53L162 55H166V56L168 55V60H166L167 57L164 56L165 57L164 59L166 61H168V62H166L167 65H165V67L161 66L157 62H156V64L154 63V65H156V68L158 69V70L155 69L157 72H154V73L155 74L158 73L157 75H159V77L160 76H165L166 74L170 73V71L169 72H167V71L170 68L174 67L175 64L176 65H177V63L180 64L179 63L180 61L185 60L188 63L192 62V61H188L187 59H183V57H181V54H180L181 50L185 51L186 49H188L190 51L191 48L189 49V47L186 48V47L183 46V48L181 49L182 46H180V49H179L178 46L176 45L177 46L176 48L179 49L178 51H180V52H178L179 53L178 55L176 54L177 55L176 59L173 58V57H175L174 56L175 54L173 55L174 51L172 49L173 48L172 44L177 43L179 45L178 42H174V41H176L175 39H177L178 37L182 36L186 32L185 29H182V32H184V31L185 32L182 35L179 34L181 32V31L179 32V30H181L180 26L182 25V28L186 26L185 28L187 30H189L188 32L189 33L191 32V34L193 35L192 37H195L196 42H195V40H193L195 43H197V42L200 43L201 42V44H204L203 46H205L204 48H200L199 47L201 49L200 51L198 50L199 49L198 47H193L194 50H195V48H197L198 52L196 51V54L199 56V63L202 61V66L203 67L198 65L199 63H198L197 60H196L197 62H195L192 59L194 61V63H196V64L198 63L197 65L201 67L198 71H196L198 66H196V68L194 67V69H192V70L196 69L195 70V74L197 72V76H198L197 78L201 79L200 81L203 82V87L210 88L213 85L212 80H214V77L212 79L210 74L214 73L213 71H216L217 67H219V65H220L219 58H221V56H223L222 54L225 51L224 50L223 53H222L221 47L223 48L222 45H224V43L227 42L226 39H225L226 37L224 38V35L222 34V32L226 31V30H222V32H221V30H218L219 26L216 27L217 29L215 28V26L212 23L211 19L207 20L204 17H202V15L204 13L202 15H200L201 14L199 12V9L201 11V8H200L201 6H199L200 4L198 5V7L195 6L196 8H199L198 10H196L192 6H191L192 7L191 8L190 5L194 4V0H186L188 2L185 1L186 3H189L188 8H185L186 12H183V11L181 12L180 11V10H183L184 8L183 9H179L178 8L179 11H180V16H177V15H175V16H177L179 18L182 16L183 19H184L183 22H185V24L183 22H181V25L177 27L176 30L179 32L178 34L180 36L178 34L174 33L177 36V38L174 37L175 39L173 41L174 43L171 44L172 46L170 45V42L168 43L165 40H163L164 38L162 39L160 37V32H163V33L167 32V30H168V28L166 29L167 26L165 27V29H164V26H161L160 27L161 31H160V29H156L157 27L155 28V26H154V28L156 30L150 28V25L152 27H153L154 24L156 25V22L158 20L155 23H153V21H154V18L157 16V14H156L157 13V9L159 10V8H161L162 6L161 7L159 6V8L154 10L156 12L155 13L153 12V13L156 16L154 17L153 14H152V16L154 17L153 18L152 16H150L152 11L149 13L150 15L147 14V11H145V9L148 8V7H146L144 4H142V7H143V5L146 7V8L144 7L145 9L143 8L144 11H142L140 9L139 11H135V12L132 13L130 11V9H131V1L130 0H110V1L108 0L109 2L106 1L107 3H110V2L112 3L113 1L117 2V6L120 9L119 11H121L122 13L117 12V11H115V13H119L118 15L123 14V16L120 15V17L122 16L121 18H123L121 20L123 22L120 21V23H119V20H118L119 18L117 19L115 17V14L113 13V11L116 8L113 10L111 7H110L111 8L110 9L107 6L109 8V11H111V12H109L108 8L107 9L104 8V4L105 3L104 4L101 3L103 6L99 5L98 6L99 9H97V7H96V9H97L96 11L99 12V13L95 12V6H97L96 2H98L99 0L98 1H96V0H86V2L83 1V0H80L81 3L77 4V5H76V2H75V6L78 7V9H77V7L75 8L76 10L75 9H71V8L69 9L70 6L69 7L66 6L63 3V0H38ZM129 1H130V3H129ZM145 1H148V0H141V1L139 0V2H141V3H144ZM168 1L165 3V5L166 4L169 5L168 3H173V1H171V0H168ZM9 2H10V6L8 5V9L11 12H14L13 11L15 9L14 7L18 6L20 1H18L17 5H14V3L11 2V1H9ZM42 2H43V4H42ZM70 2H72V0ZM83 2L85 3V5H82ZM150 2H151V0H149V3ZM195 2H197V0H195ZM199 2L200 1L198 0L197 3H199ZM22 3L20 5H22L24 7L25 5H23ZM133 3H134V1H133ZM186 3H184V0H183V5L186 4ZM137 4H139V5H137ZM137 4L136 5L138 7H140V3H137ZM223 4L227 5V3L225 4V1H224ZM223 4L219 5L221 7V9L223 8L222 7ZM20 5L18 7H20ZM71 5H74V3L71 4ZM110 5H112V4H110ZM148 5H151V4H148ZM160 5H162V4H160ZM137 6L135 8H138ZM142 7H140V8H142ZM151 7H152V5H151ZM165 7L168 8L169 6H165ZM165 7L163 6V8H165ZM220 7H218V8H220ZM229 7H230L229 10H230L231 6H229ZM29 8H28V11L30 10ZM39 8H38V11L36 13H40L41 12L42 8L40 9V12H39ZM209 8H210L209 10L213 9L211 7V5L209 6ZM224 8H226V7H224ZM233 8L234 7H232V9H231L232 11L234 10ZM172 9L174 10V8H172ZM24 10H23V12H26V10L25 11ZM34 10H35V8H34ZM134 10H136V9H134ZM150 10H151V8H150ZM150 10H148V12ZM167 10H165V12ZM173 10L171 11V14H172ZM226 10L227 9H225V11H223V13L224 12L226 13ZM229 10H227V11H229ZM231 10H230V12H231ZM20 11H22V10H20ZM68 11H66L64 13L68 14ZM70 11H69V13H70ZM43 12H41V13H43ZM209 12L213 13V10L209 11ZM216 12H218V9H217ZM27 13H31V11H29ZM126 13H128V15ZM168 13L170 14V12H168ZM14 14H15L14 15V17H15L17 15V13H14ZM166 14H167V12H166ZM166 14H164V15H166ZM169 14L167 16H169ZM176 14H178V12ZM216 14L218 15L219 13H216ZM232 14H234V13H232ZM232 14H231V16H232ZM10 15L11 14H9V17H10ZM21 15H23V14H21ZM30 15L27 16V18L28 17L30 18ZM173 15H174V12H173ZM211 15H213V14H211ZM217 15H213V16L215 17ZM224 15H226V14H224ZM262 15H264V14L262 13ZM39 16H41V15L39 14ZM52 16H54L55 18L53 19ZM213 16L210 17V18L213 19ZM246 16H248V14ZM255 16H256V19H257V15H255ZM36 17H37L36 20H38L40 18V17L38 18V15ZM74 17L76 18L75 20L73 19ZM127 17H128V19H127ZM41 18H44V17H41ZM51 18L53 20H51ZM179 18H178V20H179ZM215 18H217V17H215ZM161 19H162V17L159 18V20H161ZM163 19H164V16H163ZM163 19H162V21H163ZM169 19L168 20L166 19V21L168 22ZM218 19H216L217 22L219 21ZM256 19H255V22H256L255 24H257V23L259 24L260 21L258 20V22H257ZM258 19H260V18H258ZM175 20H176V18H175ZM166 21L163 22V23H165L164 25H169L168 23H170L171 20L168 23ZM215 21H213V22L216 23ZM224 21H225V19H224ZM30 22H31V25H30ZM62 22H61V24H63ZM126 22H128L127 25H125ZM178 22L180 23V20ZM222 22H223V20H222ZM159 23L161 24L162 22H159ZM159 23L157 25H160ZM218 23L216 25H218ZM219 24L222 25V23H219ZM57 25H59V22L57 23ZM177 25H179V24H177ZM177 25H175V26H177ZM183 25H185V26H183ZM260 25L261 24H259L258 26H260ZM173 26H174V24H172L171 27H173ZM223 26H225V25H223ZM178 28H179V30H178ZM224 28L226 29V27H224ZM224 28L222 27V29H224ZM257 28H254V29H257ZM71 29L73 31H71ZM262 29L263 28H261V26H260V31ZM128 30H134V35L133 34H128L127 33ZM157 30L159 31V33L157 32ZM171 30H172V33L175 32L173 30V28H171ZM29 31H30V29H29ZM36 31H37V33H35ZM229 31H231V30H227V32H229ZM257 31H258V29H257ZM168 32H170V31L168 30ZM188 32H187V35L188 36L191 35V34H188ZM227 32H224L225 36H227V34H228ZM32 33H33V31H32ZM129 33H130V31H129ZM163 33H162V35L166 36L165 33L164 34ZM261 33L263 34V32H261ZM30 34H31V32H30ZM148 34H150V35H148ZM169 34L170 33H168V36H169ZM256 34H259V33H255V34L253 33V35H255V36H256ZM31 35L33 36V34H31ZM131 35H133L135 37V39L132 38V40H134V42L132 41V43L130 41L131 39L129 38ZM187 35H186V37H187ZM228 35H230V37L232 38L233 34L232 35L228 34ZM248 35L243 37L244 41H243V39L241 40V38H242L241 34H240V39L239 40L236 39L237 37L235 39H232V40H237L238 42L240 40L243 41V42L240 41L241 42L240 45L241 44L242 45H241V47L239 46V54L243 55V57L245 58V59L243 58L244 59V64L240 63V67H243V68H246L247 66H249L248 62H251V60L249 61V59L254 57V55L250 57V54H253L252 52H254V51L251 52L252 49L250 50V48L252 46L250 47L251 44L248 41L249 40L248 39ZM28 36H29V33L27 34V37ZM32 36H31V39H32ZM250 36L253 37L252 34ZM263 36L264 35H262V36L260 35V37H262V39H263ZM190 37H189V39H191ZM128 38L130 39L129 41H128ZM180 38H178V39H180ZM167 39H169V38H167ZM178 39H177V41H182V43L187 41V40L184 41V38H182L181 40H178ZM227 39H228V37H227ZM258 39L257 40L253 39V42L254 41L255 42L258 41ZM261 40H259V42H258L259 44H262L264 39L260 43ZM23 41H24L23 39L20 40V43L22 42L21 44H23L27 40H25L24 42ZM38 41H40V42L38 43ZM117 41H118V43L119 42H121V43L123 42L122 43L123 45L118 46V45H120V43L117 45V43H116ZM190 41L193 42L192 39ZM50 42H52L53 45H51ZM194 42H193V44H194ZM78 43H77V45H78ZM182 43H181V45H182ZM187 43H189L190 45L188 44V46L191 47L192 44L190 42H188V41H187ZM187 43H185V44H187ZM185 44H183V45H185ZM255 44L258 45L257 43H255ZM20 45H19V48H20ZM71 45H73V44H71ZM112 45H114V46L117 45L118 46V48H117L118 52L121 53L122 56H120L119 54H118L119 55L118 57L115 56L118 53L117 51H116L117 53H115V55H112L111 51L114 48V47H112ZM29 46L32 47L31 45H29ZM50 46H52L53 49H51ZM185 46H187V45H185ZM193 46H195V45H193ZM203 46H201V47H203ZM262 46H264V45H262ZM262 46L259 47L260 50L262 49ZM22 47H24V45H22ZM30 47H27L26 52H24L25 49L22 50V52H24V54L26 53L25 55H27L28 51H29L28 49H30ZM109 47L111 49V50L109 49L110 51L107 50ZM257 47L258 46H256V48ZM176 48H174V49H176ZM206 48L212 50L213 54H211V55H214L212 58L210 57L211 55L209 56L210 53L207 55L206 54L207 52L206 53L203 52V51H207V50H204ZM237 48H238V46H237ZM253 48H255V47L253 46ZM256 48H255V50H257ZM18 50H21V49H18ZM32 50H34V49H31L30 52ZM210 50H208V52ZM75 52H76V50H75ZM135 52H134V56H136ZM235 52H237V51H235ZM66 53H68V51H66ZM157 53L158 52L156 51L155 55H160V53L159 54H157ZM256 53H257V51H256ZM261 53L264 54V50L263 49H262ZM34 54L32 56H35ZM189 54H191V51H190ZM61 55H63L64 57H62ZM169 55H171V58L173 60L169 59ZM172 55H173V57H172ZM183 55H184V53H183ZM185 55H186V53H185ZM261 55H259V56L261 57ZM137 56L139 57V55H137ZM141 56L139 57L140 59L142 58ZM198 56H196V58H198ZM56 57L57 58L60 57L58 59L59 61L57 59H55ZM189 57H191V56H189ZM257 57H258V54H257ZM27 58H30V57L28 56V57H26V59ZM67 58H65V59L67 60ZM75 58L77 60V56H75ZM96 58L99 59V60L96 61ZM133 58L136 59L137 57L136 58L133 57ZM162 58L163 57L161 56V59ZM191 58H193V57H191ZM258 58H257V60L259 61L261 58L260 59H258ZM79 59H81V58H79ZM158 59H160V58H158ZM194 59H195V57H194ZM240 59H242V57ZM240 59H238V64H239V60ZM146 60H148V59H146ZM153 60H155V59L153 58ZM257 60L254 59L253 61L255 63H257L256 62ZM129 61H130V59H129ZM150 61H151V59H150ZM4 62H5V60H4ZM67 62L69 63V61H67ZM133 62L135 63L136 61H133ZM242 62H243V60H242ZM30 63H32V62H30ZM163 63H165V62H163ZM183 63H181V65ZM260 63H258V65ZM11 64H10V66H11ZM123 64H125V65H123ZM128 64H132V63H128ZM253 64L254 63H252V65ZM2 65L3 64H1L0 67H2ZM8 65L9 64H7V65L5 64V67L8 66ZM132 65L133 66L132 67L130 66L129 68H133L135 64H132ZM138 65H137V67H138ZM181 65H179V66H181ZM188 65H186V66H188ZM191 65L192 64H190V67H186V68L190 69L193 66V65L192 66ZM262 65H263V63H262ZM184 66H185V63H184V65H182L180 67V69L183 67L182 74H187L188 70L186 68H184ZM255 67L258 68L256 65H254L253 68H255ZM8 68H10V67H7L6 69H8ZM129 68L127 67L126 70L129 69ZM154 68H155V66H154ZM249 68H251V67H249ZM263 68H264V65H263ZM1 69H2V71L5 70V72H6V69H4V68H1ZM11 69L12 68H10L9 72H11ZM238 69H239V67H238ZM259 69L260 68H258V71L254 72V73H257L258 76H259V74H263L264 75V70H261V69L259 70ZM15 70H17V69H15ZM14 72L15 71H13V75L10 74V73L8 75L15 76ZM17 72L18 71H16V73ZM19 72H20V70H19ZM79 72H77V73H79ZM94 72H95V77H94ZM193 72H192V74H193ZM6 73H8V72H6ZM174 73H176V72H174ZM247 73H249V72H247ZM68 74H70V73H68ZM99 74H100V72H99ZM103 74H102V77H104ZM131 74H133V71H132ZM257 74H255V75H257ZM19 75H20V73H19ZM19 75L18 76L16 75L17 78L19 77ZM169 75H171V73ZM177 75H179V74H176L175 77H173V78H176ZM22 76H23V74H22ZM22 76H21V78H22ZM33 76H34V74H33ZM67 76H69V75H67ZM195 76L196 75L193 76L192 80L195 78ZM244 76L246 77V75H243L242 78L245 79ZM15 77H13V78H15ZM58 77H60V76H58ZM58 77H57V79H58ZM70 77H72V75ZM153 77L157 78V76H154V75H153ZM253 77H254V74H253ZM3 78H5V76ZM62 78H64V77H62ZM65 78H66V76H65ZM82 78H83V80H81ZM160 78H161V80H163L162 77H160ZM169 78L170 77H168V79ZM189 78L191 79V77H189ZM254 78L256 80V77H254ZM6 79H8V76H6ZM6 79H4V84H5V80ZM9 79H10V76H9ZM11 79H10L9 82H11ZM23 79H25V78H23ZM68 79H70V78H68ZM71 79L73 80V78H71ZM71 79H70V81L68 80L69 84H70V82H72ZM176 79H174V80L176 81ZM184 79H185V77H184ZM247 79L245 81H248ZM49 80H48V82H49ZM64 80H66V79H64ZM135 80H136V78H135ZM156 80L158 81V79H156ZM164 80H165V78H164ZM164 80H163V84H164ZM178 80H179V78H178ZM180 80H181V77H180ZM195 80H197V79H195ZM17 81L18 80L16 79V84L19 83V82L17 83ZM19 81H20V77H19ZM27 81H28V79H27ZM27 81H25V82L28 83ZM45 81H46V79H45ZM185 81L186 80H184V82ZM200 81H199V83H200ZM230 81H231L232 87L234 86L233 88H235V86H238L239 84H241L238 81H236V79H234L233 75H232ZM243 81L244 80H242V82ZM20 82H21V84L19 83V85H21V90L20 91H22L23 83H22V81H20ZM23 82H24V80H23ZM60 82H63V81L60 80ZM73 82H72V86L74 84H76V83L73 84ZM152 82L156 83V81H152ZM189 82H190V80H189ZM195 82L196 81H194V83ZM254 82L256 83V81H254ZM12 83H14V82H12ZM51 83H53V82H49L50 86H51ZM54 83H56V81H54ZM65 83L66 82H64V84ZM77 83H78V80H77ZM196 83H198V82H196ZM245 83H244L245 86L243 88H246V86H247ZM255 83H251V85L255 84ZM263 83L262 84L258 83V84L263 85ZM45 84H47V83H45ZM80 84L82 85V83H79V85L78 84H76V85L80 86ZM167 84H168V82H167ZM258 84L256 83V85H258ZM57 85L63 86L61 83L57 84ZM83 85L80 86V87H83ZM137 85H139V84H137ZM197 85H195V86H197ZM229 85H230V83H229ZM248 85H250V84L248 83ZM256 85H252V90H253V88H257V87L261 86V85H259V86H256ZM2 86H4L3 82H2ZM13 86L14 85H12V87L10 86V88H13ZM27 86L28 85L24 86V89H26V90L28 89L29 90V88ZM86 86H85V88L83 87L82 90H84V89L86 90ZM111 86H112V84H111ZM162 86H164V85H162ZM173 86L179 87V81H176L175 85H173ZM18 87L20 88V86H17V88ZM60 87H58V88H60ZM89 87H87V89ZM165 87L167 88L166 84H165ZM168 87H170V85ZM176 87H173V88H176ZM46 88H49V86L46 87ZM58 88H56V89H58ZM93 88H95V87H93ZM121 88L120 89H115L116 90L115 93H117V90L118 91L121 90V92H122L123 90ZM188 88H187V90H188ZM14 89H16V88H14ZM56 89H55L54 92H56ZM111 89H112V87H111ZM231 89H228L229 92L231 91ZM259 89H260V87H259ZM259 89H257V92H258ZM48 90H50V89H48ZM166 90H170V89H165V90H162V91H165L167 93ZM234 90H233V92H234ZM240 90H238L237 94H232L233 92L230 93V94L228 93L229 95L227 96V98L223 97L225 104L222 102L223 105H224V109L227 110V112L224 110L225 113H228V115H229L228 116L229 117L228 118V124L232 125L231 130H233V131H238V130L244 131V129H247V127L249 126L248 123H244L242 121V117L247 115V112H248V109H249L248 104L246 102L247 97L245 99L243 97L245 95L244 93H245V91L247 89L246 90L243 89L244 92H242V93L244 95H242V96H241V94L239 95V91ZM30 91L32 93V90H30ZM60 91H62V90H60ZM159 91H161V90H159ZM172 91H175V89L174 90L172 89ZM197 91L200 92V89H198ZM236 91L237 90H235L234 93H236ZM241 91H240V93H241ZM12 92H13V90H12ZM24 92H27V91H24ZM37 92H38V90H37ZM86 92H89V91H86ZM90 92H92V88H91ZM97 92L94 93L95 95L93 94L94 95L93 97L98 95L99 92L98 93ZM121 92H120V95H121ZM199 92H197V93H199ZM1 93H3V92H1ZM1 93H0V95L2 97H5ZM5 93H4V95H5ZM13 93H15V96H16V93H18V92H13ZM20 93H22V92H20ZM40 93H41V91H39V93L36 94L37 95L36 99L35 98L33 99V97H35V96L32 95L33 97H31V98H32L33 102L30 101L31 99L30 100L28 99V100H29V102L34 104L37 108H39L42 111L41 114L46 116L44 118L45 127H44V129H43V131L41 133V135L43 137L42 138L40 137L41 141L44 143L43 145L40 143L41 141L39 142L40 139H38V141L35 140V137L33 138V136H31L29 131H28L29 132V136L32 137L35 140L34 142H36V144L39 146L38 148L36 146L32 147V148H34L33 151L32 150L29 151V152L26 151V153H25L26 147H28L27 146L28 145L27 144V141H28L27 139H29V138H28V136H26V138H25L21 134L20 135L22 137H19L18 142L16 144H15V142H13V141H15V138L18 137L17 134H18L19 130L22 129L23 125L21 123L24 122L23 120H22L23 122H17L15 120L16 124H14L15 121H13L12 126L11 127L9 126L10 128H8L6 126L7 123L4 124L5 125L4 126L5 130L0 128L1 129L0 130V136H3L2 137L3 141L0 140V200H1V202H0V213H2V212L6 213L7 211L10 210L11 213L9 214V217L12 218L11 220H9V222H7L8 220L5 221V219H3L4 221L2 222V219H1V222L2 223L7 222L6 223L7 225H6V228H5V224H4L3 225L4 228H3L2 227V223L0 224V227L4 229L3 231L2 230L0 231V264H21L20 260H21V262L24 261L22 264H138L137 260H141L143 258H144L145 262L149 261L150 263L148 262V264H151L150 259L155 260V259L159 258L161 256L160 254L162 252H164L163 249H167L165 251H167L166 253H168V255L169 254H174L176 256L179 255V254L183 255V248L180 247V244L177 241H172L171 240L172 242H169L171 244H168V242H167V238L170 239V237H167L166 233L164 234V232L168 229V224L171 225V223L167 222L168 221L167 219H169L168 217H167V219H164V217L166 218V216L163 217V214L161 215V210L158 209V208H161V207L152 206L151 202H150V199L149 198H148L149 200L147 199V194L145 195V194H143V192L141 193L140 191H138V187H135L134 189L131 188L132 191L133 190H137V191H134L133 193H129V192L126 193L127 190H124V189H126V187H127L128 190H130L128 186L133 185V187H134L135 186L134 182H132L130 180L126 181L124 179V177H123L122 170H120L119 168L113 169V166L111 164L107 165V163H105L103 165V162L101 160H97V157H100L102 154H104L103 151L99 150L102 153L101 154L97 153L98 149L96 148V151L93 149L95 153L91 154V152H93L91 150L92 148L90 149L91 146L93 147L92 140L90 139V137L88 135H86L85 131H82V129L80 130L79 127L77 128V126H78L76 124L77 121L75 122L76 127H74L75 126V124H73L74 122H72V124H73L72 125L71 123H69V121H70L69 119H68L69 120L68 121L67 119L62 118L61 112L63 110H60L59 108L54 106V103L51 102V100H49L48 97H46V96H44V95H42ZM66 93H68V92H66ZM100 93H101V91H100ZM100 93H99V96H101ZM111 93L113 94L114 92H111ZM127 93L128 92H126L125 95H127ZM189 93H190V91L188 92V94ZM32 94H35V93H32ZM60 94H61V92H60ZM68 94H66V95H68ZM140 94L141 93H139V96H140ZM179 94L181 95V93H179ZM179 94H177V95H179ZM201 94H203V93H201ZM11 95H12V93H11ZM89 95H91V94H89ZM89 95H88V97H84V98L85 99L86 98L90 99L91 97ZM103 95H105V94H103ZM130 95H132V94H130ZM48 96H50V95H48ZM82 96H84V95H82ZM111 96H113V95H111ZM127 96H129V95H127ZM199 96H201V95L198 94L197 96H194V97L198 98ZM50 97L52 98V96H50ZM57 97L58 96H56V98ZM60 97H61V100L64 98V96L62 98L61 95H60ZM102 97H105V96H102ZM189 97H190V95H189ZM191 97H192V95H191ZM194 97H192L193 101H194V99H193ZM201 97L204 98V96H201ZM205 97H207V95H205ZM71 98H72V96L70 97V99ZM92 98H91V101L93 100ZM99 98L101 99V97H99ZM105 98L103 100H105ZM115 98H117V96ZM134 98H137V97H134ZM170 98H171V96L167 97L168 100ZM180 98H179V100H180ZM183 98H181V99H183ZM97 99H98V97H97ZM119 99H120V102H121L122 99L120 97H119ZM28 100H26V101H28ZM65 100L66 99H64V102H66L68 99L66 101ZM195 100H196V98H195ZM94 101H95V99H94ZM94 101H92V102H94ZM110 101L112 102L111 99H110ZM184 101H186V100H184ZM222 101H223V99H222ZM99 102H101V101H99ZM99 102H97V104ZM104 102L105 101H103L101 103H104ZM117 102H116V104H117ZM120 102H118V103H120ZM180 102H182V101L180 100ZM31 103H30V106H32ZM70 103L68 102L67 104H70ZM174 103H176V102H174ZM56 104H59V103L57 102ZM104 104H103V106H104ZM186 104H187V102H186ZM34 105H33V108L35 107ZM84 105H86V104H84ZM109 105L113 106L114 104L111 103ZM115 105L113 107H115ZM165 105H167V104H165ZM176 105H178V104H176ZM176 105H174V104H173V106L169 105V107L171 106V108L168 110L167 113H165L166 114L165 116L173 117L172 115H174L176 113V111L178 109H180V107H183V106L185 107V105L181 106V103H180V106H176ZM103 106H100V107H103ZM105 106H107V103L105 104ZM10 107H11V105H10ZM75 107H76V105H75ZM78 107L79 106L76 107V110H77ZM90 107H91V105H90ZM109 107L110 106H108V108ZM190 107H191V105H190ZM33 108H30V109H33ZM105 108L104 109L102 108V109L105 110ZM162 108H163V106H162ZM96 109H99V108H96ZM165 109H166V107H165ZM35 110H37V109H35ZM40 110L37 113H35V112L34 113L38 114V113H40ZM110 110H112V108H110L109 111ZM79 111H80V113L82 112L81 110H79ZM180 111H181V109H180ZM224 111L222 110V113ZM5 119H6V117H5ZM35 121H37V120H35ZM38 122L39 121L34 122V123H38ZM8 124H10V122ZM26 125L28 126V124H26ZM29 125L31 126V124H29ZM263 126H264V124H263ZM139 127H140L139 132L143 133L144 128H141V125H139ZM23 128H25V127H23ZM31 128L32 127L29 128V126H28L29 130ZM34 128H32V129H34ZM26 131L24 130V132H26ZM251 133H257L256 129L254 131H251ZM22 134H25V133H22ZM26 134H28V133L26 132ZM32 134H34V131L32 132ZM36 134H38L37 136L40 135L39 133H36ZM247 134L249 135L248 132H247ZM247 134H246V136H247ZM4 138L5 139L7 138V140H5ZM25 139L27 141L24 142ZM33 139L31 141H33ZM16 141H17V139H16ZM20 141H21V143H19ZM146 141L147 140H144V143H145V146L147 147L148 146V142H146ZM12 142L14 144H12ZM29 143H31V142H29ZM227 143L229 145L232 144V137L231 136L228 137ZM34 144L35 143H32V145L30 144V146H34ZM21 147H23V148L21 149ZM28 148L32 149L31 147H28ZM84 150H88V151H85V154H84V153H82ZM89 152H90V154H89ZM32 157H35V158L38 159L39 163H37V164H38L39 167L37 166V168H35L34 166L36 164H34L32 170L29 168L31 170V172L29 171V169H28L29 172H26L27 169L25 171L23 169H25L27 167H23V165L26 162L27 164H25V165L26 166L29 165L31 167V162L34 161L33 163H35V160H36V159L33 160L34 158H32ZM103 161H105V160H103ZM237 161H238V158L236 157L235 154L232 153V156L227 158L225 164L226 165H230V167L231 166L234 167V164L235 163L237 164ZM10 162H13V163L9 164ZM28 162L30 164H28ZM37 173L40 174V175L38 176ZM41 174H42V176H41ZM259 183H261V182L259 181ZM261 184L264 185L263 182ZM261 184L248 185V186L244 187L243 190L241 188V189L235 191V196L236 197L237 196L240 197V195H242V193H243V192L241 193V191H246V193H247V191H248V193L251 192L250 194L252 196L253 195L254 196L262 195V194H264V186H262ZM248 193L245 194V192H244V194L246 196H248ZM230 194H232V192ZM245 195H244V197H246ZM233 197H234V194H233ZM262 201L264 202V198L260 202H262ZM46 204H48V205L52 204L53 206H55V205H57V206H55V208H53V206L52 207L50 206V208H48V210H47V208H44ZM255 204H256V201H255ZM59 205H60V207L64 208V211H63L62 208H60L62 210L59 209ZM158 210H160L159 213H158ZM59 211H63V214L59 213ZM3 215H2V217H3ZM211 215L212 216H217V215H219V212L216 211V209H212L210 217H211ZM8 224H9V226H8ZM165 227H167V229H165ZM171 228H170V230H171ZM2 235H3V237L5 235V238L2 239L1 238ZM250 236L253 237L252 234ZM218 240H221V239H218ZM243 240H244V243H246L248 245V247L250 248L249 251L252 250V252H254V253L256 251H258V249L256 247L257 245L255 244L256 245L255 246L252 242H248L249 241L248 238L243 236ZM262 245H264V244L262 243ZM198 247H199V251H200V256L202 258L201 260H203V261H206V262L212 261L213 262V260H211V259H213L212 257L219 256L214 249H212L211 247H209L208 245H206L204 243H199ZM45 251L48 252L50 255L49 256L46 255ZM37 252H38V254H37ZM42 252H45V253H42ZM40 254L43 257H44V255H46L48 257L51 256V259L49 258V261L41 260L40 257L37 256V255H40ZM158 255H160V256L158 257ZM53 256H55L57 259L56 258L54 259ZM160 260H161V258H160ZM160 260H159V262H153L152 264H154V263L155 264H185L183 262H176V261L175 262H169L168 259H167L168 261H165V260L164 261L163 260L160 261ZM212 262H210V263H212ZM139 263H141V261ZM200 264H207V263L200 262ZM214 264H216V263H214Z\"/></svg>",
    "mask_w": 264,
    "mask_h": 264
}]
</instances>
